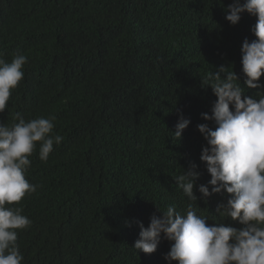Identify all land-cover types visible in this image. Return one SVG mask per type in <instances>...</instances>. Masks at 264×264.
<instances>
[{"label":"trees","instance_id":"16d2710c","mask_svg":"<svg viewBox=\"0 0 264 264\" xmlns=\"http://www.w3.org/2000/svg\"><path fill=\"white\" fill-rule=\"evenodd\" d=\"M231 3L0 0V58L27 57L0 121L54 115L53 133L63 137L47 162L37 142L26 179L40 187L12 205L32 221L19 230L23 264H178L165 259L174 243L167 239L152 254L134 249L140 223L148 227L170 205L184 214L192 203L209 225L243 227L217 213L230 194L199 192L212 186L197 125L215 130L202 114L218 99L202 78L224 66L245 95L258 100L261 91L244 84L241 53L245 38L257 39V18L244 13L232 25ZM181 114L191 123L176 141ZM193 164L197 205L173 178Z\"/></svg>","mask_w":264,"mask_h":264},{"label":"clouds","instance_id":"9594fccd","mask_svg":"<svg viewBox=\"0 0 264 264\" xmlns=\"http://www.w3.org/2000/svg\"><path fill=\"white\" fill-rule=\"evenodd\" d=\"M223 7V0H220ZM226 20L237 25L244 13L257 18L252 32L257 39L243 41L242 66L244 84L257 92L259 99L245 95L235 71L221 66L218 71L202 78L203 85L211 86L218 98L211 115L203 113L205 120L215 122V130L208 124L197 125L207 141L201 161L211 175L208 184L199 186L207 199L212 194L229 195L226 204L217 207L220 219L231 218L242 228L223 223L209 225L208 217L199 215L192 203L182 214L175 205L162 211V217L153 215L148 227L140 223L139 239L134 249L146 254L155 253L162 238L172 241L165 259L178 264H264V0H233L227 5ZM27 57L14 56L11 63L0 58V113L8 107L13 90L24 79L23 67ZM224 73L225 76H222ZM56 117H38L25 121L19 113L9 126L0 121V264H23L24 256L18 244L19 230H27L32 221L23 215L21 201L37 192L39 185L31 184L26 175L31 167L30 157L37 149L39 158L47 162L63 137L54 134ZM18 121V122H16ZM190 119L181 114L173 133L180 140L190 125ZM193 164L187 171L174 176L176 185L192 202L200 173Z\"/></svg>","mask_w":264,"mask_h":264}]
</instances>
